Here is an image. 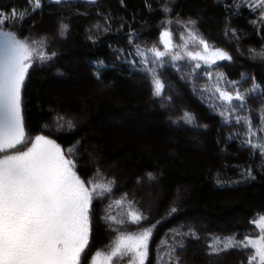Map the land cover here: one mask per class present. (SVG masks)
I'll use <instances>...</instances> for the list:
<instances>
[{"label":"trees","instance_id":"obj_1","mask_svg":"<svg viewBox=\"0 0 264 264\" xmlns=\"http://www.w3.org/2000/svg\"><path fill=\"white\" fill-rule=\"evenodd\" d=\"M235 2L41 0L31 11L29 0H0L6 13L29 10L8 30L36 41L38 53L50 57H34L25 80L22 113L29 142L17 148L26 150L36 136H46L66 154L74 149L70 158L87 186L111 187L93 194L82 264H91L97 252L108 254L122 233L148 228L146 264H248L251 249L223 250V242L260 235L253 220L264 214V161L243 146L244 126L224 119L239 115L261 123L264 94L248 90L253 83L264 86V26L258 12L237 11ZM165 29L172 33L173 51L184 58H163L157 74L165 88L156 96L144 65L134 67L124 57L139 48L151 60L149 49L164 50L159 37ZM189 30L231 60H217L210 68L201 61L195 68L184 56L185 42L189 51L203 49L189 39ZM217 86L248 93L245 106L234 102L236 112L228 113ZM185 113L194 117L191 123ZM129 205L142 213L140 223L130 221ZM210 244L222 250L213 252Z\"/></svg>","mask_w":264,"mask_h":264},{"label":"snow or ice","instance_id":"obj_2","mask_svg":"<svg viewBox=\"0 0 264 264\" xmlns=\"http://www.w3.org/2000/svg\"><path fill=\"white\" fill-rule=\"evenodd\" d=\"M53 2L59 4L63 0ZM89 2L95 3L96 0ZM29 4L34 5L31 11L42 6L41 0H29ZM242 6L258 12L261 26H264V0H236L234 8L238 11ZM28 11L18 12L13 8L6 13L0 10V264H82L83 254L89 245L93 194L97 189L111 191V187L92 184L91 181L88 183L92 186H87L75 171L76 165L70 158L74 149H68L66 154L46 136H36L26 150L17 148L29 142L22 113V90L29 69L34 57L40 61L50 58L33 47L36 41L29 42L15 31L8 30L9 24L27 18ZM188 23L195 24L194 21ZM61 29L66 30L67 25H61ZM188 37L203 49V52L189 51L185 42L184 56L196 62L195 68L201 67V61L210 68L217 60H231L227 52L214 48L194 30L188 31ZM159 40L164 50L156 46L149 49L151 60L147 53L139 48L136 50L144 65L141 70L151 76L156 96H161L165 88L157 74V68L165 63L163 58L170 55L173 62L184 58L173 51L176 45L172 42L170 30H163ZM261 57L264 58V53ZM132 63L135 67V61ZM173 66L176 67L175 64ZM209 78H212L211 73ZM217 79H223L222 74ZM215 92L221 104L228 106L230 114L236 112L234 102H238L241 108L246 104L248 93L239 89L232 91L217 86ZM248 92L264 94V86L253 83ZM221 114L224 115L223 112ZM184 119L191 123L194 117L185 113ZM233 119L245 128L243 146L254 154L258 153L264 161V115L258 126L248 117L239 115L225 117L224 123L231 124ZM67 123L72 126L70 121ZM11 149L17 150L13 153L9 151ZM248 177L254 178L251 170H248ZM129 208L130 221L140 223L144 219L142 213L132 209L131 205ZM172 211L175 212V209ZM253 223L259 229L258 238L245 237L243 241L235 237L226 238L223 250L237 247L251 249L248 264H264V214L254 219ZM151 236V228L138 233H122L102 260L100 252L95 254L92 264H113L114 259L120 261L126 256L129 257L128 264H146ZM215 239L216 244L221 243L219 238ZM209 247L217 253L222 250L213 244Z\"/></svg>","mask_w":264,"mask_h":264},{"label":"rangeland","instance_id":"obj_3","mask_svg":"<svg viewBox=\"0 0 264 264\" xmlns=\"http://www.w3.org/2000/svg\"><path fill=\"white\" fill-rule=\"evenodd\" d=\"M236 3V2H235ZM34 5H32V7H33ZM242 7H246V8H249V9H251L250 7H248V6H242ZM242 7H240V8H242ZM141 51V50H140ZM143 52V51H142ZM125 62L126 63H128V62H132V61H135V62H138V64H141L142 65V63H141V57L140 56H138L137 54H136V51L135 52H133V53H130L128 56L126 55L125 57ZM95 67L97 68V70L99 71L100 69H101V65H99V64H95ZM101 91H103V90H99V89H97V92H101ZM95 258V257H94ZM93 258V259H94ZM100 259L102 260L103 259V256L101 255V257H100ZM93 261V260H92ZM92 264V263H91ZM128 264V263H127Z\"/></svg>","mask_w":264,"mask_h":264}]
</instances>
